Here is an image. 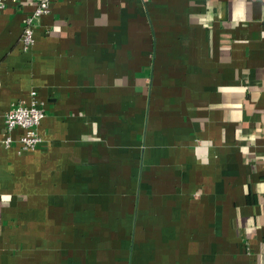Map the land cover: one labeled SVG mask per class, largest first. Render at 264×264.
I'll return each mask as SVG.
<instances>
[{"label": "crops", "instance_id": "crops-1", "mask_svg": "<svg viewBox=\"0 0 264 264\" xmlns=\"http://www.w3.org/2000/svg\"><path fill=\"white\" fill-rule=\"evenodd\" d=\"M35 0L0 13V264H264V0ZM36 92V95H33Z\"/></svg>", "mask_w": 264, "mask_h": 264}, {"label": "built area", "instance_id": "built-area-1", "mask_svg": "<svg viewBox=\"0 0 264 264\" xmlns=\"http://www.w3.org/2000/svg\"><path fill=\"white\" fill-rule=\"evenodd\" d=\"M10 0H0V13ZM20 2L23 0H11ZM36 7L31 14L25 18L24 28L21 36L24 49H29L35 42L34 29L37 20L50 11L51 0H35ZM36 95V92H33ZM45 109L38 105L37 99L32 103L20 102L5 115V136L0 138V145L10 146L13 141L12 132L16 127H21L23 132L19 137L20 148L30 150L37 147L42 141L39 133V125L45 117Z\"/></svg>", "mask_w": 264, "mask_h": 264}, {"label": "rangeland", "instance_id": "rangeland-1", "mask_svg": "<svg viewBox=\"0 0 264 264\" xmlns=\"http://www.w3.org/2000/svg\"><path fill=\"white\" fill-rule=\"evenodd\" d=\"M37 103H38V105H40L38 101H37ZM40 106H41V105H40ZM42 120H43V119H42ZM41 122H42V121H41ZM40 124H41V123H40ZM39 126H40V125H39ZM39 133H40V132H39Z\"/></svg>", "mask_w": 264, "mask_h": 264}]
</instances>
